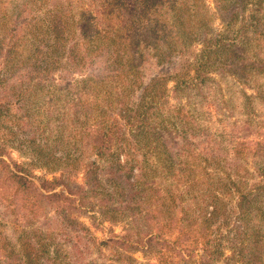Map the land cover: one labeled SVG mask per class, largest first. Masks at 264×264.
Here are the masks:
<instances>
[{
  "label": "rangeland",
  "instance_id": "374dc122",
  "mask_svg": "<svg viewBox=\"0 0 264 264\" xmlns=\"http://www.w3.org/2000/svg\"><path fill=\"white\" fill-rule=\"evenodd\" d=\"M188 1L192 23L205 17L210 33L202 35L183 58L163 67L154 58L156 54L144 52L146 65L140 70V79L145 84L159 79L143 92L132 80L135 73L129 74V80L118 81L117 89L110 84L102 87L98 82L110 74L105 60L89 63L85 58L89 65L74 68L68 63L72 45L79 42L81 51L87 52V42L100 29L110 0H0V41L4 39L0 45V102L11 104L0 114V147L6 150L1 158L9 168L23 167L21 174L38 186L42 180L64 177L67 188L59 186L56 192L76 190L83 186L86 163L66 155L74 154L76 144L86 160L97 165L93 144L97 131L113 127L116 120L125 123L133 115L131 110L141 104L148 107L147 129L159 142L146 138L135 147L137 142L127 133L113 147L122 152V161L138 165L142 178L136 180L143 184L136 188L149 195L150 188L172 189L179 198L178 215L199 216L197 226L209 224L203 217L207 203L208 213L213 208L220 213L218 221L224 223L214 225H222L228 237L239 227L251 230L250 223L264 233V146L259 144L264 139V7L253 14L259 26L251 29L248 15L256 0H238L242 4L237 0ZM126 2L133 5L134 0ZM196 12H201L200 17H195ZM54 14L66 26L59 43L52 27ZM233 15H239L238 20L232 21ZM89 24L93 26L89 28ZM243 26L245 30H241ZM78 28L84 36L81 40L76 37ZM215 34L222 35L225 44L203 58V40ZM36 63L39 66L30 67ZM129 70L127 67L125 72ZM91 76L100 79L90 80ZM123 105L126 109L121 110ZM16 113L21 124L15 123L14 129L31 132L35 145L21 142L22 130L15 137L8 128L12 125L8 119ZM129 140L131 144L123 142ZM241 141L247 144L237 156L231 143ZM40 147L50 154H40ZM178 169L184 171L183 177H178ZM187 179L192 188L187 191L182 186L177 192L176 184ZM1 184L5 191L0 198L10 206L0 201V261L14 251L23 257L20 264H74L69 253L72 243L68 245L46 229L52 226L53 208L43 201L37 202L36 213L15 210L10 203L14 197L21 203L36 199L16 187L1 188ZM242 197L255 215L243 212ZM86 199L90 204L81 205L77 217L90 239H96L95 245L91 242L94 248L89 260L94 264H156L153 249L144 246L132 249L125 261L116 263L113 253L100 243L123 236L129 222L114 214L116 203H108L106 212L88 191ZM12 210L21 212L16 223H12ZM259 210L260 217L256 216Z\"/></svg>",
  "mask_w": 264,
  "mask_h": 264
},
{
  "label": "trees",
  "instance_id": "16d2710c",
  "mask_svg": "<svg viewBox=\"0 0 264 264\" xmlns=\"http://www.w3.org/2000/svg\"><path fill=\"white\" fill-rule=\"evenodd\" d=\"M110 2L112 4L108 3L110 8L104 15L105 19L104 16L103 19H100V29L95 31L87 42V52L81 51L79 42L72 45V51H68V63L73 68L78 64L89 65V63L96 62L95 60L98 58L101 61H106L110 74L103 75L101 81L98 82L102 87L110 84L117 89L118 81L123 82L129 78L130 73H135L137 76L132 77L134 84L139 85L143 92H147L155 84L154 81L158 83L159 78H153L147 84L140 79V70L146 65L144 52L151 51L152 56L156 54L154 58L157 62L159 61V66L163 67L172 61L183 58L187 50H190V47L199 38L201 39L202 35L206 36L210 33L205 17L201 16L196 25L192 23L188 0H134L133 5L128 4L126 0H110ZM238 2L242 4V1ZM255 5L256 7L250 11L251 15H248L251 29L259 26V22L253 17V14L264 7V0H256ZM159 11L161 13L157 14ZM195 14V17H200L201 12ZM238 16L233 15L231 20H238ZM53 17L55 18L52 25L56 34L55 41L59 43L62 41L61 33L66 26L57 20L59 15L55 16L54 14ZM162 19L166 20V23H162ZM170 20L172 23L168 25ZM88 26L91 28L93 24ZM78 29L80 30L79 33ZM78 29L75 30V34L78 33L76 37L80 39L83 33L82 29ZM241 30H245V27H241ZM3 40L0 41V45ZM203 41L205 46L203 58L210 56L216 52L214 49L219 50L218 46L221 48L225 44V38L219 34L212 35L210 40ZM232 46L234 43L229 47ZM85 58H88L89 63L85 61ZM36 66L39 65L37 63L30 65V67ZM127 67H130V70L126 73ZM89 79L99 80L100 76H91ZM121 101L119 100V103ZM10 105L0 102V114L3 113V109H7ZM124 109H126L125 105L121 110ZM131 112L133 115L125 123L116 120L113 127L97 131L98 135L94 136L93 141L96 148L95 155L99 160L97 165L96 161H87L85 152L76 144L74 154L66 155L65 158L67 159L78 156L77 160L86 163L83 186L76 190L67 189V193L56 192L59 186L66 187L64 177L42 180L41 185L38 186L33 180L21 174L24 172L23 167L16 165L17 170L10 169L9 164L1 158L6 150L0 147V181L3 183L1 188L5 185L9 188L16 187L19 192L24 191L36 199L34 201L27 198L21 203L19 199L14 197L10 203L15 205V210L30 209L31 212L36 213L40 206L37 202L43 201L47 203L48 208H53L52 226H47L46 229L49 232H54L57 236L60 235L68 245L72 243L69 253L74 264H94V261L89 260V257L93 254L94 248L91 242L95 245L96 239H90L86 233L87 228L77 217L81 205L90 204L86 199V191L90 193L91 197L102 202L101 206L104 205L103 209L106 212L108 203H116L113 209L114 214L124 216V220L129 222V229L123 236L100 243L102 247L113 253V259L116 263L125 261L128 258L126 255H131L132 249L137 251L141 246H144L149 251L153 249L152 260H155L156 264H264V233L256 225L248 222L251 230L248 228L244 230L243 227L242 229L239 227L231 230L230 237H228L220 225L224 222L218 221L220 213L216 214L214 208L208 213L209 206L207 203L204 204L206 212L203 217L209 224L197 226L199 216L185 214L180 217L178 215L176 209L179 208V198L172 189L150 188L148 191L152 194L149 195L136 188L138 183L143 184L140 180H136L140 176L142 178L138 165L129 160L122 161V152H115L113 147L117 142L122 141L121 138L125 137L127 133L132 137L133 142H137L135 147L146 142V138L155 142H159V139H153L152 133L147 129L150 122L147 116L148 107L139 104ZM8 120L12 123L8 128L15 137H18L22 130L24 137H22L21 142L36 144L31 132L25 131L22 127L14 129L15 123L21 124V120L16 121L17 113ZM132 141L123 142L131 144ZM18 142L19 140L16 145H19ZM231 144H233L232 151L239 156L245 151L247 143L241 141ZM259 144L264 146V139ZM50 152L47 148L40 147V154L49 155ZM261 157L264 159V153ZM2 168L7 169V171H3ZM261 170L264 171V166ZM136 171H139L138 175ZM176 173L178 177L184 176V171L181 169L176 170ZM182 186L189 191L193 183L189 179L181 185L177 183L176 191L180 192ZM2 191L5 190L0 189V192ZM245 199L242 197L240 202L243 212L254 214L252 209L246 206L248 201ZM2 200L3 198H0L3 204H7L6 201ZM108 209L110 210L109 206ZM19 211L17 213L12 210L11 215L13 216L15 213L12 223H16L15 219L21 213ZM261 213L262 210H259L256 212V216L260 217ZM215 222L220 224L215 226ZM233 232L234 234H232ZM228 251L230 256L225 258V252ZM56 254L59 253L56 252ZM22 262L23 257L20 253L10 251L3 257L0 264H20Z\"/></svg>",
  "mask_w": 264,
  "mask_h": 264
}]
</instances>
